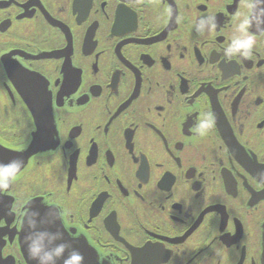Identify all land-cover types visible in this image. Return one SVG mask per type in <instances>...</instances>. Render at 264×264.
Returning <instances> with one entry per match:
<instances>
[{
	"label": "flooded vegetation",
	"instance_id": "flooded-vegetation-1",
	"mask_svg": "<svg viewBox=\"0 0 264 264\" xmlns=\"http://www.w3.org/2000/svg\"><path fill=\"white\" fill-rule=\"evenodd\" d=\"M0 264H264V0H0Z\"/></svg>",
	"mask_w": 264,
	"mask_h": 264
}]
</instances>
